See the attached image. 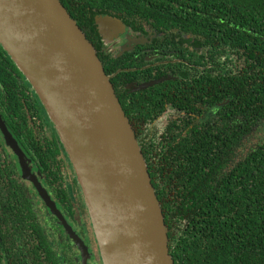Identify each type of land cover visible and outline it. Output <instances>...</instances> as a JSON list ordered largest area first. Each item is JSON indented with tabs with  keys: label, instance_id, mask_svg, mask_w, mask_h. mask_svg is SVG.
Masks as SVG:
<instances>
[{
	"label": "trees",
	"instance_id": "1",
	"mask_svg": "<svg viewBox=\"0 0 264 264\" xmlns=\"http://www.w3.org/2000/svg\"><path fill=\"white\" fill-rule=\"evenodd\" d=\"M59 1L101 63L113 59L96 50L108 41L95 24L102 16L134 31L154 29L155 42L175 58L164 70L173 78L135 93L114 91L145 158L173 264H264V136L255 137L264 124V0ZM2 55L0 47V83L8 89L3 116L59 179L55 139L39 132L38 119L18 103V82L8 79ZM126 56L106 65L108 78L130 67L122 63ZM2 146L0 137V166H10ZM20 213L29 219L27 209Z\"/></svg>",
	"mask_w": 264,
	"mask_h": 264
},
{
	"label": "water",
	"instance_id": "2",
	"mask_svg": "<svg viewBox=\"0 0 264 264\" xmlns=\"http://www.w3.org/2000/svg\"><path fill=\"white\" fill-rule=\"evenodd\" d=\"M95 24L108 41L124 30L109 16ZM0 46L37 94L70 159L102 264H173L134 131L92 44L60 1L0 0ZM0 132L26 171L1 118Z\"/></svg>",
	"mask_w": 264,
	"mask_h": 264
},
{
	"label": "flooded vegetation",
	"instance_id": "3",
	"mask_svg": "<svg viewBox=\"0 0 264 264\" xmlns=\"http://www.w3.org/2000/svg\"><path fill=\"white\" fill-rule=\"evenodd\" d=\"M158 35L150 27L134 31L132 27L124 26L115 38L96 48L101 56L110 54L113 59L122 57L124 53L130 54L122 62L130 67H123L110 75L114 91L116 87L118 91L126 88L135 93L140 91L141 85L167 76L164 70L174 63L175 58H169L161 49L163 44L155 42ZM125 48L130 49L124 51ZM1 58L8 66V79L14 77L12 81L18 82L14 87L18 103L38 119L39 132L43 130V133L54 137L52 147L58 148L61 178H51L45 171V165H40L34 153L20 144L19 132L15 133L3 116L7 113L5 109L8 110L5 102L8 89L0 83V118L22 152L21 161L27 168L26 171L22 168L15 149L6 143L0 132L7 162L11 164L0 166V264H102L81 187L58 134L32 86L21 72L19 75L13 68L12 65L17 68L15 63L6 52ZM113 59H102L104 69L110 70L106 66L108 63L116 67ZM120 70L127 71V74L117 78ZM167 77L173 78L171 75ZM9 117L15 119L13 114ZM0 150L2 152V148ZM2 156L5 158V154ZM21 199L25 201L22 208L27 209L29 219L22 218Z\"/></svg>",
	"mask_w": 264,
	"mask_h": 264
},
{
	"label": "rangeland",
	"instance_id": "4",
	"mask_svg": "<svg viewBox=\"0 0 264 264\" xmlns=\"http://www.w3.org/2000/svg\"><path fill=\"white\" fill-rule=\"evenodd\" d=\"M260 130H259V132H257V134L255 135V137L257 138V139H259L260 137H262V136H264V124L263 125H260L259 127H258ZM250 141H253V140H250ZM86 252V248H84V253Z\"/></svg>",
	"mask_w": 264,
	"mask_h": 264
}]
</instances>
